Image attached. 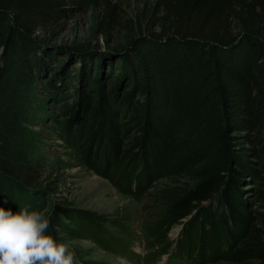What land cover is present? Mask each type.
Returning a JSON list of instances; mask_svg holds the SVG:
<instances>
[{"label": "trees", "instance_id": "trees-1", "mask_svg": "<svg viewBox=\"0 0 264 264\" xmlns=\"http://www.w3.org/2000/svg\"><path fill=\"white\" fill-rule=\"evenodd\" d=\"M94 1L0 0V94L8 69L22 67L45 125L16 131L18 138L31 133L25 151L20 141L0 143V207L31 211L33 198H41L33 191L43 192L37 184L54 117L50 100L67 133L73 126L84 132L87 154L103 151L99 172L122 193L141 196L151 180L177 168L175 154L183 150L180 172L193 183L173 187L161 216L144 227L145 242L156 248L144 263L167 251L169 228L189 217L167 264H264V0H156L161 15L150 14L116 53L37 39V31L49 32L67 12ZM99 1L111 17L109 0ZM66 55L79 63L72 72ZM50 206L49 220L59 208L79 224H97L89 211L53 200Z\"/></svg>", "mask_w": 264, "mask_h": 264}, {"label": "rangeland", "instance_id": "rangeland-1", "mask_svg": "<svg viewBox=\"0 0 264 264\" xmlns=\"http://www.w3.org/2000/svg\"><path fill=\"white\" fill-rule=\"evenodd\" d=\"M155 1L109 0L112 13L111 17H108L105 16L101 2L95 0L86 9L67 12L49 32L40 30L35 35L39 41L48 44L49 47L65 46L70 51L73 48L94 47L102 52L116 53L143 30L150 14L161 15L162 11L156 7ZM102 18L106 21L99 27ZM149 26L155 31L159 29L157 24ZM64 58L66 67L71 72L78 67L79 63L75 59L70 60L67 55ZM117 66L118 61L114 63V67ZM5 88L0 94V143H6L8 148L12 146L11 143L20 141L22 142L20 148L25 151L30 132L39 130L42 132L41 127L44 123H40V117L43 115V109L38 101L31 102L29 97L35 87L26 77L22 67L8 69ZM73 99H68V103ZM45 105L54 117L49 121L50 134H45L47 142L41 146L44 149H40L43 158L40 183L37 186L43 192L33 191L40 194L41 198L35 196L32 204L29 203L31 211L42 212L46 217V211L51 208L50 204L53 200L56 205L93 213L97 222L94 225L85 222L79 224L76 219L67 217V214L59 208H56L55 216L50 220L54 231L53 237L58 242L65 243L69 250L74 252L75 259L79 263L85 261L86 264H146L142 259L150 253H156V248H149L145 242L142 234L144 227L153 224L161 216L165 198L173 187L182 189L193 183L190 175H183L187 170L184 169L183 174L180 172L179 163L183 159V150L176 152V159H179L178 166L170 174H163L151 180L150 184H147V190L139 197L125 194L107 175L99 172L102 169L103 151L92 147L87 154L84 151L87 146L84 132L79 130V126H73V131L67 133L62 122L64 117L58 112V103L47 100ZM28 129L30 132L23 134L21 138L16 136V131H28ZM180 138V136L175 137V143L180 142ZM8 141L11 143L7 144ZM15 148L16 146L12 150ZM17 154L18 152L14 153ZM18 157L22 158L20 155ZM110 169L109 166L106 173ZM46 189H54L52 190L54 194ZM248 194L247 197H250ZM2 197L4 193L1 194L0 198ZM22 202L24 203L23 200ZM21 204L19 203L18 206L22 208ZM26 204L28 205V202ZM25 207L26 205L23 206ZM12 211L15 213L19 209L15 208ZM49 217L50 214L46 218ZM187 219L169 228L163 245L167 247V251L160 257L158 254L151 256L158 257L152 264H167L170 251L174 249L175 242L182 237ZM202 264L228 263L209 261Z\"/></svg>", "mask_w": 264, "mask_h": 264}, {"label": "clouds", "instance_id": "clouds-1", "mask_svg": "<svg viewBox=\"0 0 264 264\" xmlns=\"http://www.w3.org/2000/svg\"><path fill=\"white\" fill-rule=\"evenodd\" d=\"M42 212L0 207V264H78L74 252L48 234Z\"/></svg>", "mask_w": 264, "mask_h": 264}]
</instances>
